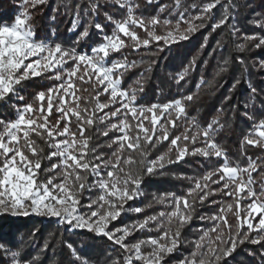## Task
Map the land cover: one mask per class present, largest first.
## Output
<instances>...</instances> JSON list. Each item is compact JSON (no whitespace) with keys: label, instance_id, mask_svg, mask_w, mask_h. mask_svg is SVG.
Segmentation results:
<instances>
[{"label":"snow or ice","instance_id":"6c2138e0","mask_svg":"<svg viewBox=\"0 0 264 264\" xmlns=\"http://www.w3.org/2000/svg\"><path fill=\"white\" fill-rule=\"evenodd\" d=\"M105 2L125 9L126 16L123 20L106 17L113 25V32L103 36L102 44L92 49L90 55L79 54L75 49H65L54 42H37L34 39L30 26L33 17L29 13L46 4L47 0H22V10L14 22L11 25H0V102H6L8 96H13L22 104L24 97L19 94L18 88L30 79L51 73L47 78L57 82L46 93H38L34 97V104L23 107L13 104L16 112L14 121L0 120V215L55 217L69 226L70 231L81 229L94 232L96 236H106L127 253L125 264H163L164 257L180 246V230L192 219L195 209L189 198L195 197L197 203L203 204L209 196L219 193L232 198L235 204L227 206L226 209L222 207L218 216L209 218L214 222L213 227L208 233H203L200 240L193 241L195 250L185 259L184 264H223L239 245L264 243V172H261L264 164L250 157L247 158V166L230 162L214 142V132L219 131V128L215 127L219 124L217 120H213L207 128L196 129V121L192 119V127L186 128L181 136L169 140L170 130L178 127L177 121L186 115L185 102H191L193 96H186L183 100H176L164 106L137 107L136 92L121 89L124 73L135 65L128 64L126 58L108 63L112 54L127 47H131L132 51H139L140 48H148L150 41L159 43L163 40L167 46L169 41L177 43L187 39V35L180 32V23L187 25L189 33L195 32L200 27H194L195 21L208 19V14L218 5L225 3V0H213L201 9L202 15H197L191 20H185L181 14L176 25L158 18L146 22L143 18L135 16V7L138 6H134L133 0ZM147 2L153 3L156 0ZM89 8L95 15L96 6L90 4ZM225 11L227 12V9ZM228 19L229 17L225 16L215 23L213 31L223 27ZM158 25H163L166 29L171 26L174 30L158 37L154 31ZM90 27H95L99 33L104 31L99 24H90ZM255 27L264 29V21L256 23ZM75 28L76 24L73 23V30ZM137 28L145 32L148 38L141 40L135 32ZM87 35L85 30L80 39ZM243 39L246 43L257 41V48L264 47V37L252 35L244 36ZM125 40L131 43H126ZM76 43H79V40ZM238 47L243 50L245 45ZM27 61L31 62L26 63ZM68 64H72L71 69L65 68ZM260 68L264 69V63L260 64ZM186 73L187 70L178 77L177 83L184 79ZM137 83L139 84V81ZM78 84L90 86V100H84V103L94 101V107H80L83 97L77 93L88 92L89 88L81 89ZM101 96H106L107 102H101ZM109 108L113 111L107 112L106 109ZM54 112L59 118L52 124L49 117ZM247 118L252 120V117ZM109 121L113 122L108 123ZM61 124L64 125L63 128L60 127ZM73 124L76 132L72 131ZM97 124L104 125L100 135L108 137L110 133H117V138L98 145L97 148L90 147L91 138L86 136V130ZM33 136L47 145L48 155H44V149L32 139ZM164 142L170 143L169 152L175 151L176 158L168 159L166 154L159 156L155 161H148L146 149ZM198 142H202L204 147L189 151L186 145H195ZM113 146L115 151L112 152L111 159L97 154L98 148L111 149ZM244 146L264 149V120L253 121L252 128L242 141L241 147ZM125 152L139 153L141 159L137 161L131 155L125 156ZM186 156L216 158L221 160L222 164L207 173L202 180L196 181L184 197H177L175 194L155 197V203L164 205L171 209L170 211L159 212L128 228L105 231L108 224L122 214L125 203L142 194L139 189L143 177L139 173L134 175L137 164L144 175L150 176L166 164L179 163ZM45 161L58 162L42 169ZM41 173L45 179H41ZM254 173H259L262 177L259 193L254 187ZM89 178L91 183L88 182ZM212 185L221 187L212 191ZM94 191L98 193L97 198L82 205L81 196ZM166 200L171 203L165 204ZM245 201L248 203L241 207ZM81 208L92 211L83 213ZM135 211L139 214L143 209ZM227 214L236 218L234 234L232 226L227 222ZM221 225L228 232L227 238ZM173 226L176 228L175 233L171 230ZM133 231L162 234L155 239L148 238L131 246L125 245L124 240ZM254 233L257 235H253ZM211 234H215V239ZM143 248H150L152 251L145 255ZM18 255L11 253L14 260ZM73 255L77 260L81 259L74 251ZM261 256L264 257V252ZM16 264L20 262L16 260Z\"/></svg>","mask_w":264,"mask_h":264},{"label":"trees","instance_id":"16d2710c","mask_svg":"<svg viewBox=\"0 0 264 264\" xmlns=\"http://www.w3.org/2000/svg\"><path fill=\"white\" fill-rule=\"evenodd\" d=\"M211 2L213 0H156L153 3H148L147 0H133L134 5L138 6L135 7L134 15L146 22L153 18L161 21L169 19L167 21H170L171 25H176L182 13L185 20H191L197 15H202L201 9ZM21 4L22 0H0V25H11ZM90 4L96 6L95 15L89 8ZM29 14L33 17L30 26L37 42H54L65 49H75L81 54L101 45L103 35L112 33L113 25L106 20L107 16L114 20H123L126 10L115 4L106 3L105 0H47L46 4L38 6ZM225 16L229 17L227 23L213 31V25ZM208 17L195 21L194 27L196 25L200 27L192 33L188 32L186 24L180 23V32L187 35L185 40L177 43L169 41L167 46L163 40L159 43L150 41L148 48L132 51L131 47H127L119 53L112 54L111 59L126 58L128 64L135 65L124 73L121 89L135 91L137 106L141 108L164 106L176 100H183L186 96H193L191 102H185L186 115L177 121L178 127L170 130L169 140L181 136L186 128L192 127L190 123L192 119L196 121V129L207 128L213 120H217L219 124L215 127L219 128V131L214 132V142L230 162L234 165L247 166V158L250 157L264 164V149L241 147L245 134L252 128L253 121L264 120V69L260 68V64L264 63V47L257 48L255 46L257 41L246 43L243 39L244 36L252 35L264 37V29L255 27L256 23L264 21V0H225V3L214 8ZM75 22L77 25L73 30ZM90 24H99L104 29L103 33L97 32ZM236 29L239 31H235ZM85 30L88 32L87 37L80 39ZM171 30H174L171 26L166 29L163 25H158L154 29L158 37H163ZM135 32L141 40L148 38L139 28L135 29ZM78 40L79 43H76ZM125 42L131 43L128 40ZM239 45H245L244 49L240 50ZM69 67L71 68L72 64H69ZM185 70L187 73L184 79L177 83L178 77L185 73ZM50 75L52 74L48 73L30 79L19 86V94L24 97L22 104L13 96H8L6 102H0V120L13 121L16 118L13 104L17 107L34 104V97L38 93H46L49 88L54 87L57 82L49 80L47 76ZM78 87L89 88L88 92L77 93L83 97L80 107H94V101L84 103V100H90V86L78 84ZM107 99L106 96L100 97L101 102H107ZM106 111L112 112L113 109L109 108ZM247 117H252V120ZM58 118L54 112L49 121L55 124ZM63 126L61 124L60 127ZM103 129L104 125L97 124L86 130V136L91 138L90 147L97 148L98 145L117 138V133H110L108 137L100 135ZM72 131H77L75 124L72 125ZM32 139L44 149V155H48L47 145L36 136ZM186 146L192 151L193 148H203L204 144L198 142ZM169 149V142L148 147L146 149L148 161H155L159 156L166 154L168 159H175L176 152H169ZM113 151L115 146L111 149L98 148L97 154L104 155L105 159H111ZM124 155H131L137 161L141 159L139 153L125 152ZM57 162L45 161L42 169H47L52 163ZM221 164L222 161L216 158L186 156L179 163L166 164L150 176L144 175L137 164L134 175L139 173L143 177L139 189L142 194L138 199L126 204L130 211L121 214L112 222L111 229L124 226L128 228L159 212L170 211L171 209L164 205L155 203V197L169 194L184 197L196 181L202 180L207 173L217 169ZM261 172H264V168H261ZM41 179H45L43 173ZM253 179L256 181L255 190L259 193L262 177L259 173H254ZM88 182H92L91 178ZM219 187L221 186L212 185L211 190L217 191ZM97 196L98 193L95 191L86 192L81 196V204L86 205ZM189 199L195 209L192 212V219L180 230V246L165 257V264L184 262L195 250L193 241L200 240L201 235L208 233L213 227L214 222L209 218L218 216L222 207L226 209L227 206L235 204L232 198L219 193L209 196L203 204L197 203L195 197ZM214 201L218 203H213ZM170 203V200L165 201V204ZM247 203L248 201H245L241 207ZM133 208L143 211L137 214L136 211H131ZM83 209L84 212L92 211L88 208ZM226 218L234 234L236 218L232 214H227ZM221 229L225 231L227 238V230H224L222 225ZM171 230L175 233L176 228L173 226ZM161 234L133 231L127 243L136 244L148 238L155 239ZM211 235L215 239V234ZM110 245L106 238L98 237L91 232L69 233L53 220L0 217V249H3L0 250V264H7L8 253L11 252L18 253L19 261L23 264H125L126 253L120 248H111ZM73 251L76 256L81 257L80 260L75 258ZM143 251L151 253L152 250L143 248ZM262 252L264 243L255 245L244 243L239 245L223 264H264Z\"/></svg>","mask_w":264,"mask_h":264},{"label":"rangeland","instance_id":"374dc122","mask_svg":"<svg viewBox=\"0 0 264 264\" xmlns=\"http://www.w3.org/2000/svg\"><path fill=\"white\" fill-rule=\"evenodd\" d=\"M134 4V3H133ZM135 6V5H134ZM22 10V8H21V5H20V8H19V10L17 11V15H18V13H19V11H21ZM183 14V13H182ZM181 17V16H180ZM167 20H169V19H167ZM75 24L77 25V22H75ZM113 32V31H112ZM112 34V33H111ZM110 34V35H111ZM106 34H104L103 36H105ZM50 43V42H49ZM95 48V47H94ZM94 48H92V49H94ZM91 49V50H92ZM91 50L90 51H86V52H83V53H81V54H89L90 55V53H91ZM115 61H121V60H118V59H111V57H109L108 58V63L110 64V63H112V62H115ZM31 61H27L26 63H30ZM65 68H67V69H71L70 67H69V64L68 65H65ZM135 104H136V106H137V101L135 100ZM137 107H139V106H137ZM16 119V118H15ZM14 119V120H15ZM13 120V121H14ZM113 121H111V123H112ZM61 139H63V138H61ZM136 199H138V198H135V199H133V200H136ZM133 200H131V201H133ZM131 201H127L126 203H125V205H124V210L122 211V214L123 213H127V212H129L130 210L128 209V208H126V204L128 203V202H131ZM137 208H133V209H131V211H135ZM84 209L83 208H81L80 209V211L81 212H83V213H88V212H84L83 211ZM2 216H8L9 218H12V219H20V218H36V219H41V220H43V221H46V220H53L57 225H59L60 227H62V228H64V229H66L69 233H80V232H88V231H86V230H81V229H76V230H69V226H67V225H65V224H63V222L62 221H60V220H58L57 218H55V217H50V216H36V215H28V216H24V215H18V216H15V217H13V216H10V215H7V214H5V215H0V217H2ZM120 217V216H119ZM118 217V218H119ZM117 218V219H118ZM116 219V220H117ZM115 220V221H116ZM112 222H114V221H112ZM112 222H110L109 224H108V227H107V229H105V231H108V232H112V231H116L117 229H121V228H126L125 226L124 227H118V228H112L111 229V224H112ZM91 233H93V234H95L94 232H91ZM131 236V235H130ZM130 236H128L125 240H124V244L125 245H128V246H131V245H134V244H129V243H127V239L130 237ZM98 237H104V238H106V236H98ZM107 239V238H106ZM108 240V239H107ZM109 241V240H108ZM110 242V246H111V248H120V249H122L119 245H114L111 241H109ZM123 250V249H122ZM142 251H143V249H142ZM11 253H15V252H11ZM11 253H8V262H7V264H16V260H18L19 261V258L17 257L16 258V260H14L13 259V257L11 256ZM143 253L145 254V255H147V254H149V253H146V252H144L143 251ZM126 256H127V253H126ZM167 256H169V255H167ZM166 256V257H167ZM164 259H165V257H164ZM164 259H163V264H165L164 263ZM20 262V261H19ZM20 264H23V263H21L20 262ZM176 264H184V262H178V263H176Z\"/></svg>","mask_w":264,"mask_h":264}]
</instances>
